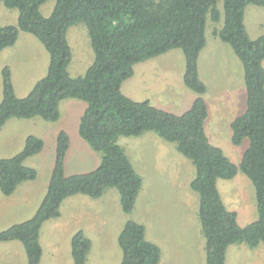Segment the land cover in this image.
Returning <instances> with one entry per match:
<instances>
[{
  "label": "trees",
  "instance_id": "16d2710c",
  "mask_svg": "<svg viewBox=\"0 0 264 264\" xmlns=\"http://www.w3.org/2000/svg\"><path fill=\"white\" fill-rule=\"evenodd\" d=\"M47 1L0 0V5L19 12L17 26L0 24V52L15 46L20 33H27L39 40L50 56L46 77L25 98L16 95L11 70L4 67L0 130L12 119L56 122L61 102L78 99L88 105L79 134L101 153L102 162L93 172L67 176L65 160L70 138L61 132L46 197L31 220L0 232V242H20L28 264H41V229L47 221L61 216L62 204L68 198L84 195L100 199L114 188L123 212L131 214L143 178L118 140L154 133L162 141L175 144L177 152L196 169L190 187L199 197L206 264H225L231 245L264 247V36L251 39L245 25L247 7L264 8V0H56L53 14L46 18L40 8ZM220 1L224 25L214 35L240 60L247 93L245 113L230 126L233 145L239 147L249 140L239 164L208 137L210 112L203 98L207 86L199 71V58L207 47V22H220ZM77 23L88 28L95 60L84 76L73 78L68 70L72 51L67 33ZM174 50H181L185 56L184 85L199 96L189 111L176 115L123 93L124 83L135 75L138 64ZM44 146L41 139L30 136L21 153L0 159V190L4 196L13 195L21 184L37 179L36 170L25 166V162L40 154ZM239 172L253 183L257 202L258 218L246 226L239 224L236 211L226 207L217 185L219 180L235 179ZM118 244L123 255L121 264L161 262V248L147 239L146 227L140 223L128 221ZM71 249L74 264H87L92 242L79 231L72 238Z\"/></svg>",
  "mask_w": 264,
  "mask_h": 264
},
{
  "label": "rangeland",
  "instance_id": "374dc122",
  "mask_svg": "<svg viewBox=\"0 0 264 264\" xmlns=\"http://www.w3.org/2000/svg\"><path fill=\"white\" fill-rule=\"evenodd\" d=\"M55 7L56 0H48L41 6L40 12L48 18L53 14ZM218 8L221 12L220 22L213 23L209 19L207 22V47L199 58V71L201 70L204 75L208 103L212 108L217 105L219 111V116L216 118L218 120L216 134L219 138L218 141L213 140V145L221 148L233 163L239 164L249 146V140H244L239 147L233 145L229 121L245 113L247 93L240 60L229 45L214 35V31L220 30L224 25L222 1L218 3ZM18 17L17 9L7 8L1 3L0 24L2 26H17ZM245 25L251 39L256 40L264 36V8L253 5L247 7ZM26 36H30V34H21V39L14 48L0 52V67L3 63H8L9 66L6 67L10 68L11 73L12 69L14 70L19 98H25L31 93L36 85L33 84V81L37 82L46 77L50 63L49 53L42 43L32 35L29 38ZM67 40L72 51L69 73L73 78L84 76L95 60L87 26L84 23L73 25L68 30ZM161 58L137 65L135 67L137 76L126 81L122 88L123 93L130 97L128 90L132 86L136 89V86L141 83H144L147 88L151 87L157 93L165 90L178 93L177 82H181L182 76L185 74V56L181 50H174ZM27 80L30 87L21 85ZM152 81L156 83L152 85ZM87 107L86 102L78 99L64 100L60 104V119L58 121L47 122L41 118H34L30 121L31 124L21 128L14 127L6 132L7 136L4 137V141L0 137V157L2 155L14 157L21 153L30 136L41 139L45 145L40 154L25 162V166L36 170L37 179L27 182L26 188H29L24 190L23 195H17L18 198L14 197L15 199L9 200L7 204L0 203V232L31 220L37 213L48 191L55 166L57 137L61 132H66L70 138V147L65 160L67 176L90 173L100 167L101 153L94 151L79 134L80 122ZM187 107L186 110L184 108L176 113L179 115L186 113L191 109H187ZM118 144L125 149L135 170L144 181L134 211L131 214L123 212L119 193L114 188L107 190L100 199H92L84 195L71 197L63 205L62 218L47 221L41 229L43 240L41 246L44 250L45 264H73L72 257H69L72 241L70 238L81 228L86 230L92 243H97V246L100 243L103 247L102 252L89 253L87 264H121L123 255L118 244L119 235L117 237L116 235L128 221L144 225L149 241L156 240L153 238L156 235L159 237L167 235V237H163L167 238L165 240L167 241L170 238L169 227L172 231L177 230L178 226L187 219V215L190 221L198 222L197 210H189L187 207L185 210L180 197L181 193L186 190L190 191L193 197L199 198L190 188L191 182L196 177V169L190 160L177 152L175 144L162 141L154 133H147L142 137H120ZM163 148L169 151L168 157L163 155ZM169 160L171 163H173L172 160L175 162L168 164ZM174 165H176L175 170H178V173L173 170ZM229 184H233L235 188L233 191L228 189V194H225V197H228L235 205L237 203L234 201L238 202L239 208L234 209H238L239 211H236L242 217V220L239 221L238 216L239 224L246 226L248 221H256L258 211L253 183L242 172H239L237 177L231 181L219 180L217 183L218 188L221 187L220 189ZM245 208L249 214L246 218L243 215ZM184 213H186L185 216ZM198 224L200 223L198 222ZM182 234H184L181 236L182 238L188 237L186 233L182 232ZM193 235L197 242L193 245L196 258L192 263L206 264L205 238L203 237L201 242L196 238L197 234ZM168 245V248H171L170 255H172L174 248L178 245L171 246V241L168 242ZM168 248L164 244L163 249L166 251V256ZM262 248L264 251V247ZM182 251L184 254L179 256L178 261L173 262L177 252L174 253L169 264L172 262L173 264H189V260L195 257L190 254L189 250L182 249ZM182 251L180 252L182 253ZM5 255L0 252V258H4ZM200 256L203 258L202 262ZM8 259H11V256H8ZM0 264H13V262L1 260Z\"/></svg>",
  "mask_w": 264,
  "mask_h": 264
},
{
  "label": "crops",
  "instance_id": "0c3cea01",
  "mask_svg": "<svg viewBox=\"0 0 264 264\" xmlns=\"http://www.w3.org/2000/svg\"><path fill=\"white\" fill-rule=\"evenodd\" d=\"M21 34H26L27 35V33H20V36H19V39H18L17 43L21 39ZM30 36H26V37L29 38ZM16 44H15V46H16ZM15 46L10 47L9 49L14 48ZM171 52H173V51H171ZM171 52H169V53H167L165 55L157 57V60L162 59L161 57L167 56ZM201 55H200V58H201ZM151 60H156V58H153ZM148 61H150V60H148ZM140 64H142V63H140ZM199 64H200V59H199ZM4 66L5 67L9 66V64L8 63H3L2 66L0 67V103L2 101V79H1L2 76H1V74H2V70H3ZM136 76H137V72L135 70V75L133 77H136ZM200 76H201V79L204 81V75H202L201 70H200ZM183 78H184V75L182 76L181 82L180 81H179V83L177 82V84L179 85L178 93L177 92L173 93V92H170V91L167 92L166 90L164 92L160 91V93H157L153 89H151V87L147 88L146 85L144 86V83H141L140 85L136 86V89L132 86V88L130 90H128L129 94H130V98L135 100V101H137V102H149L152 106H154L156 108L162 109V110L167 111V112H173L174 114L179 115V113H176V112H178L180 110H183L184 108L186 110L187 106H188L187 109L191 108V105L199 97L195 92L191 91L190 89H188L184 85ZM12 81H13V85H14V88H15V93H16L17 96H19L18 95V91H17V81L15 79V74H14V70L13 69H12ZM37 82L33 81V84H36ZM154 83H156V82H154ZM154 83L152 81V85H154ZM180 83H182V84H180ZM21 85H24V87H30V84H29L28 80L25 83L22 82ZM207 96H208V91L203 96V98L205 99V101H206V103L208 105L209 112H210L209 119L206 122V131H207V134H208V137H209L211 143L213 144V142L214 141H218V138H219L218 134H216L217 133L216 132L217 131L216 127L218 126L217 125L218 120L216 118H217V116H219L218 115L219 111H218V106L217 105L214 106L213 108L209 105ZM234 119L235 118H233V119H231L229 121V126L231 125V123H232V121ZM30 121H32V119H30V120H19V119L10 120L0 130V137L3 138V141H4V137L7 136L6 132H8L9 130L13 129L14 127L21 128L24 125L31 124L32 122H30ZM140 137H142V136H140ZM162 150H163V155L168 157L169 151H167L165 148H163ZM164 150H166V151H164ZM7 157H12V155H9V156H3L2 155L0 158L5 159ZM169 162H170V160L168 161V164H169ZM172 162L174 163L175 160H172ZM173 163L170 162V164H173ZM165 166L168 167V165H166V164H165ZM173 167H174L173 170L176 173H178V170H175L176 165H174ZM226 181H231V180H226ZM27 185H28L27 182L21 184L17 188L15 193L13 195H11V196L7 197V196H4L3 194H1L0 195V203L1 204H7V202H9V200L13 199L14 197L18 198L19 196H17V195H19V194L23 195L24 194V190L29 188V187L26 188ZM219 186H220V183H219ZM220 188L221 187H219V191L221 193L222 199L224 200L223 202L226 205V207L229 210H233V211L238 210V209H234V208L238 207V202L234 201V202L237 203V205H235V203H233L228 197H227L228 199L225 197V194H228L229 190L230 191L234 190L235 187H233V184H229L228 186H225L222 189H220ZM180 197H181V199L183 201L185 210H187V208L189 210H192V209H196L197 210L196 211V217H197V221L200 223V220H199V198L197 199V198L193 197V194H191L190 191H186V190H184L183 193H181ZM68 199H70V198H68ZM67 200H65L64 203ZM64 203L62 204V207H61V216L58 217V219L62 218V216H63L62 209H64L63 208ZM231 206H234V207H231ZM244 213L245 214H243V215L245 216V218L248 217L249 214L247 212V208L244 209ZM185 214L186 213H184V216H185ZM238 216H239V221L242 220V217L239 215V213H238ZM198 222H194L192 220L190 221V219H188V215H187V219L184 220L183 223H181L180 226H178V229L176 227L177 230L172 231L171 227H169L170 231H168V233H169V237L170 238L167 241H165L167 238H163V237H167V235L166 236L165 235L164 236H160V237L158 235H156L157 237L153 236V238H155L156 240L153 241V239H152L150 242L157 244L161 248V251H162V257H161L160 264H169V261L178 252V254L175 256V260H173V262L176 263L178 261L179 256L181 254H184L182 249L183 250H189L190 254H192V256H195V257H192L189 260V264H193L192 262H194L193 260L196 258V251L193 248V245L197 242L194 239V235L193 234L194 233L197 234L196 238L198 240H200L201 242H202V238L204 237L203 236V232H202L201 223L198 224ZM252 222H254V221H248V223H246V224H250ZM241 226H244V225H241ZM121 230L122 229L119 230V232L117 233L116 237L120 234ZM79 231L84 232V234L88 238H90L89 235L86 233L85 229L81 228V229H79ZM182 232L186 233L188 237L187 238H182L181 236L184 235V234H182ZM77 233H78V231H77ZM75 234L76 233H74L72 235V237H74ZM146 236H147V230H146ZM72 237L70 238V241L72 240ZM147 239H148V236H147ZM42 241H43L42 240V235L40 233V243H41V245H42ZM169 241H171V246H173V244H177L178 245V247L174 248V251H173L172 255H170L171 248H168L169 247V245H168ZM164 244H166V246L168 248V255L167 256L165 255L166 251L163 249L164 248ZM19 245H21V243L18 244L17 241L1 243L0 244V252L4 253L6 255H5L4 258H0V261L1 260H5L6 262L7 261H12L13 264H27V258H26L27 255H26L25 249L23 248V246H19ZM205 247H206V244H205ZM262 247L263 246H259V247L255 248V249H251L246 244L231 245L228 248V250H227L225 264H264V251H263ZM42 249H43V246H42ZM102 251H103V247H102V245H100V243H99V246H97V243L96 244L94 242L92 243V249H91L90 253H92V252H102ZM180 251H182V253ZM8 256H11V259H8ZM52 257L54 258V255ZM69 257H72V249L71 248H70V256ZM89 257H90V254H89ZM72 259H73V257H72ZM202 259H203L202 256H200V261L201 262H202ZM173 262H172V264H173ZM41 264H45L44 250H43V256H42ZM73 264H74V261H73Z\"/></svg>",
  "mask_w": 264,
  "mask_h": 264
}]
</instances>
